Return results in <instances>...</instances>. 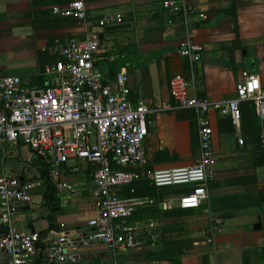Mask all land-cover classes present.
<instances>
[{"label": "crops", "instance_id": "1", "mask_svg": "<svg viewBox=\"0 0 264 264\" xmlns=\"http://www.w3.org/2000/svg\"><path fill=\"white\" fill-rule=\"evenodd\" d=\"M162 1L85 0L91 20L102 13L124 17L123 25L101 33L94 66L110 82L125 71L133 105H173L169 93L173 74L183 76L189 97L211 102L234 98L243 72L262 76L264 0H183L205 16L200 19L195 15L186 22L181 15L163 11ZM68 2L0 0V76H17L32 86L44 87L43 69L51 58L41 48L81 33L74 21L50 14L52 6ZM187 38L203 47L198 62L179 56V46ZM241 115L238 132L229 118L209 113L216 157L214 178L207 187V199L192 210L179 208V198L189 187L157 190L146 175L196 163L199 149L194 114L169 110L153 117L143 144L147 159L141 168L144 177L119 192L122 197H130L132 188L138 196L157 200L156 207L141 209L129 220L137 226V235L143 240L146 224L153 223L149 229L153 241L147 239L141 250L113 258L102 244L82 246L80 239L91 232L87 222L97 215L90 168L83 162L59 164L58 182L46 181L35 162L26 163L30 152L23 146L2 165L0 162V171L35 184L32 204L22 207L17 215L19 228L53 240L58 236V226L63 224L61 233H74L75 244L69 252L78 255L77 264H173L172 260L149 256L166 250L174 251L180 264H264L261 126L246 103L241 104ZM213 218L221 222L222 232L215 236L213 244H207L205 231ZM256 225L259 228H254ZM2 233L0 226V237ZM46 247V243L38 245V254L31 264H49L44 256ZM0 264H8L7 256L1 252Z\"/></svg>", "mask_w": 264, "mask_h": 264}, {"label": "built area", "instance_id": "2", "mask_svg": "<svg viewBox=\"0 0 264 264\" xmlns=\"http://www.w3.org/2000/svg\"><path fill=\"white\" fill-rule=\"evenodd\" d=\"M161 7L169 14L181 15L185 22L195 15L205 19L183 0H163ZM50 14L74 21L81 33L41 48V52L51 58L43 69L44 87L32 86L17 76H0V162L2 165L23 146L30 152L26 163L39 160L55 183L59 179V164L83 162L90 168L91 195L97 215L87 222L91 232L80 239L82 246L102 244L117 258L126 252L141 250L147 239L153 241L149 235L152 221L145 226L146 239L143 240L137 235V226L129 220L141 209L156 207L157 200L136 196L132 188L130 197H122L119 192L144 177L141 168L147 164V159L143 144L155 115L186 110L193 112L196 121L199 149L196 163L146 175L152 188L157 190L189 187L179 198L182 210L199 208L207 199V187L214 178L216 157L210 112L229 118L239 132L241 104L246 103L260 122L259 148L264 152V70L262 76L243 72L235 86V96L229 100L211 102L189 97L183 76L173 74L169 81L173 105H133L129 100L127 73L119 72L110 82L94 66L101 33L123 25V15L102 13L91 20L85 0H69L67 4L52 6ZM202 53L203 47L188 38L179 46V56L191 62H198ZM34 185L17 175L0 171V226L3 230L0 252L7 256L8 264H31L38 254V245L46 243L44 256L49 264H77L78 255L69 252L75 244L74 233H61L63 224L59 225L58 236L53 240L19 228L17 215L22 207L32 204ZM221 232V222L211 219L205 231V242L213 244L215 236Z\"/></svg>", "mask_w": 264, "mask_h": 264}, {"label": "trees", "instance_id": "3", "mask_svg": "<svg viewBox=\"0 0 264 264\" xmlns=\"http://www.w3.org/2000/svg\"><path fill=\"white\" fill-rule=\"evenodd\" d=\"M33 162L36 163L38 170L40 171L42 177H45L47 173L46 167L41 162H39V160L37 159H34ZM137 194L140 195L139 193ZM137 194H134V195H137ZM48 199L51 200V198H48ZM55 209L56 208L53 207L52 211H55ZM149 256L155 260L169 259L173 261V264H180V257L177 254H175V252L172 250L153 252V253H150Z\"/></svg>", "mask_w": 264, "mask_h": 264}, {"label": "water", "instance_id": "4", "mask_svg": "<svg viewBox=\"0 0 264 264\" xmlns=\"http://www.w3.org/2000/svg\"><path fill=\"white\" fill-rule=\"evenodd\" d=\"M45 180H46V181H50V178H49L48 174H46V176H45ZM58 227H59V226H58ZM254 228H259V225L254 226Z\"/></svg>", "mask_w": 264, "mask_h": 264}]
</instances>
